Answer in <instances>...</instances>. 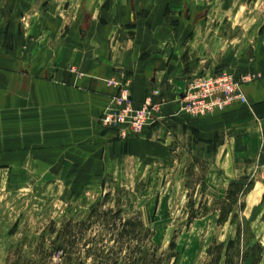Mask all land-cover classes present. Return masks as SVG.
<instances>
[{
  "label": "rangeland",
  "instance_id": "rangeland-1",
  "mask_svg": "<svg viewBox=\"0 0 264 264\" xmlns=\"http://www.w3.org/2000/svg\"><path fill=\"white\" fill-rule=\"evenodd\" d=\"M57 1L25 3L34 10L19 15V23L32 26L30 33L44 17L49 23L59 17L78 36L84 34L88 13L35 11ZM80 1L70 5L77 8ZM191 5L189 17L196 23L187 46L191 76L172 99L178 111H163L167 103L158 88L139 101L132 80H111L119 89L103 110L125 92L134 107L156 104L149 113L156 121L123 137L103 124L104 111L99 119L102 132L121 139L174 119L163 129L168 138L163 158L141 169H13L8 135L7 157L0 159V264H264L263 136H251L245 125L250 115L229 121L210 141L191 124L212 115L231 120L239 110H250L245 86L264 81V0H191ZM167 14L170 22H178L171 10ZM7 21L12 23L10 15ZM2 27L5 48L11 46L5 36L13 31ZM213 76H231L247 101H237L226 88L212 97L208 114H188L178 97Z\"/></svg>",
  "mask_w": 264,
  "mask_h": 264
},
{
  "label": "crops",
  "instance_id": "crops-1",
  "mask_svg": "<svg viewBox=\"0 0 264 264\" xmlns=\"http://www.w3.org/2000/svg\"><path fill=\"white\" fill-rule=\"evenodd\" d=\"M30 1L0 0V28L6 24L2 28L13 31L5 36L11 46H0V159L7 157L8 135L13 169H141L147 161L163 158L168 147L163 129L174 119L127 139L102 132L99 119L119 89L111 80H132L139 101L158 88L167 103L163 111H178L172 99L191 76L187 46L196 29L189 17L191 0H84L78 9L71 0H59L35 8L45 15L63 9L66 15L88 13L80 36L59 17L32 23L29 33L32 26L20 24L19 15L34 10L25 5ZM169 10L178 16L177 23L170 22ZM244 90L250 110H239L231 120L224 115L192 120L202 139L210 141L229 121L250 115L245 125L264 142V81Z\"/></svg>",
  "mask_w": 264,
  "mask_h": 264
},
{
  "label": "built area",
  "instance_id": "built-area-1",
  "mask_svg": "<svg viewBox=\"0 0 264 264\" xmlns=\"http://www.w3.org/2000/svg\"><path fill=\"white\" fill-rule=\"evenodd\" d=\"M199 81V80H198ZM231 76L209 77L201 79L197 84H192L178 100L185 104L186 112L192 116L206 115L209 113L212 97L217 92L229 88V93L239 102L247 101V97L237 88ZM220 99L226 101L228 95L219 94ZM221 102V101H220ZM158 108L156 104L145 103L139 107H134L133 97L129 93H123L113 98L111 103L103 112L102 122L105 126L119 130L123 137H127L129 132H136L143 125H152L156 119L151 120L150 110ZM219 110L223 106L217 107ZM151 120V121H149ZM139 128V129H138Z\"/></svg>",
  "mask_w": 264,
  "mask_h": 264
},
{
  "label": "trees",
  "instance_id": "trees-1",
  "mask_svg": "<svg viewBox=\"0 0 264 264\" xmlns=\"http://www.w3.org/2000/svg\"><path fill=\"white\" fill-rule=\"evenodd\" d=\"M235 185H236L235 183H232V184H231V187H234ZM245 191H246V189H244V192H245ZM230 194H231V193H230ZM242 207H243V204H242L239 208H242ZM258 247H260V245H259ZM246 255H247V254H246ZM257 263H258V261H257ZM257 263H256V264H257Z\"/></svg>",
  "mask_w": 264,
  "mask_h": 264
}]
</instances>
